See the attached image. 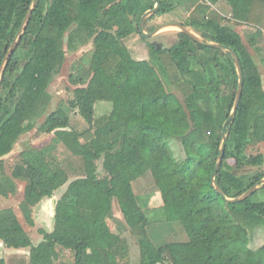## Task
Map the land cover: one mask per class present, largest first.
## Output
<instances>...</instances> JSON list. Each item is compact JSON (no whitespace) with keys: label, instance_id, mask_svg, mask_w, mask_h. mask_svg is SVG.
Here are the masks:
<instances>
[{"label":"trees","instance_id":"1","mask_svg":"<svg viewBox=\"0 0 264 264\" xmlns=\"http://www.w3.org/2000/svg\"><path fill=\"white\" fill-rule=\"evenodd\" d=\"M33 1L0 0V66ZM158 1L160 9L149 19L191 11L183 26L232 49L239 60L241 98L214 177L225 198H237L264 179L259 170L264 157L246 154L248 146L264 143V0ZM220 2L228 18L212 9ZM153 7L151 0H39L4 67L0 195L13 196V181L24 182L19 210L32 227V209L67 183L50 147L24 150L11 175L2 172V158L42 118L39 131L53 134L54 144L82 161L81 177L55 202L53 228L39 231L37 245L17 219L0 223V242L8 249H29L28 264H60L62 251L72 254V264H131L126 239L106 223L113 201L137 239L138 264H264V243L250 246L251 235L264 228V185L241 202L226 203L210 182L238 85L234 61L230 53L181 32L171 47L152 44L148 60H133L124 39L140 35V18ZM241 25L253 32L242 37L235 31ZM65 35L68 51L92 43L89 66L75 74L80 87L68 104L47 114V89L65 61ZM100 105L106 113H99ZM74 110L88 129H70ZM169 139L181 144V161L173 157ZM244 169L252 170L241 173ZM146 173L156 188L158 225H179L185 241L155 245L149 238L150 197L142 200L132 188ZM0 264H5L1 258Z\"/></svg>","mask_w":264,"mask_h":264},{"label":"rangeland","instance_id":"2","mask_svg":"<svg viewBox=\"0 0 264 264\" xmlns=\"http://www.w3.org/2000/svg\"><path fill=\"white\" fill-rule=\"evenodd\" d=\"M217 13L222 16L229 17L228 8L224 2H220L216 7H212ZM154 15V14H153ZM152 16V15H151ZM191 16V11H183L182 9L176 10L170 14L162 16H154L152 19L149 17L145 20L143 30L145 34H149L155 30V28L165 25V24H181ZM226 19V18H225ZM264 25H261L263 27ZM235 27L242 37L249 31L248 29H238ZM188 28V27H187ZM194 34H196L191 28ZM179 29L175 27H165L160 29L154 36L147 39H142L138 34H131L126 39H124V44L127 47L129 54L133 60L142 61L149 59V50L152 44L158 46V49H167L171 47L176 41V37ZM197 35V34H196ZM63 46L65 50V61L64 64L56 77L53 79L52 83L49 85L47 92L50 96V103L48 106L47 114L56 110V108L63 104L67 105L72 99L73 91L80 87L76 80L77 71L79 69H86L89 66V57L92 50V43L89 42L84 46H79L75 52L68 51L66 47V35L64 37ZM262 80L264 87V71L262 70ZM77 79V78H76ZM75 81V82H73ZM172 90L179 98L178 92L174 91L172 87H168ZM99 113H106L107 109L100 105L98 107ZM70 129L77 132H82L88 129L86 122L78 115L77 111L69 112ZM43 122V118L38 120L34 128L24 134L17 143L14 145L12 151L2 158V172L6 176H10L13 167L18 163L19 156L21 152L27 149H45L52 148L51 154L53 157L61 164L65 169L68 181L67 183L54 192L52 198L42 200L38 205L32 209V220L34 225L32 227L28 226L23 219L19 204L23 199L25 183L21 181H13L16 185V193L13 196L3 197L0 195V223L11 221L17 219L20 224L24 227L25 231L28 233L29 238L33 246L37 245L42 237L39 233L40 230L51 231L53 228V217H54V206L55 202L62 196L65 192L68 184L72 181L81 177L82 161L78 157H74L70 152L60 144L53 143V134H43L39 131V128ZM54 145V146H53ZM168 146L172 152V155L178 161L184 158V153L181 144L175 139L168 140ZM247 155L261 154L264 157V143L256 144L253 146H248L246 149ZM252 169H244L241 173H247ZM259 170L264 171V166ZM103 172L101 169L98 170V175L102 177ZM133 192L136 196H139L142 200H148L146 215L151 222L148 226L147 232L152 243L155 245H161L163 243L170 242H183L186 240L185 234L179 225L172 223L170 225L161 224L158 225L161 219V214L154 211L157 205L154 203L153 199L156 198L155 192L156 188L154 186L153 180L149 173L144 174L142 177L138 178L132 184ZM106 223L114 234L122 236L126 239L128 244V251L131 256V264H138L139 261V250L137 245L136 237L131 234L129 229L124 224L122 217L119 213V208L116 201L112 202V215L106 219ZM264 243V228L257 229L250 237V246L252 248H257ZM28 253L29 249L24 250H14L6 248L0 242V258L4 260L5 264H28ZM60 264H72V254L69 251H62L60 259Z\"/></svg>","mask_w":264,"mask_h":264},{"label":"water","instance_id":"3","mask_svg":"<svg viewBox=\"0 0 264 264\" xmlns=\"http://www.w3.org/2000/svg\"><path fill=\"white\" fill-rule=\"evenodd\" d=\"M151 1L154 2L153 9L146 11L141 16L139 24H138V29H139L140 35H141V37L143 39H147L149 37L154 36L162 28L175 27V28L179 29V31L181 33L187 35L188 37H190L192 40H194L197 43L206 44L209 47H213V48L220 49V50H223V51H226V52L230 53V55H231V57H232V59L234 61V64H235V67H236L237 76H238V85H237L236 95H235V99H234V103H233V107H232L231 113L228 116L227 120L224 122L223 127H222V134H221V142H222V144H221V147L219 149V153H218L216 164L214 166L213 172H212L211 177H210V182L213 185L215 192L226 203L241 202L242 200H244V199L248 198L249 196H251L255 191H257L260 188L261 185H264V179H262L260 181V184H257L255 186H253L250 190L246 191L244 194H242L241 196H239L237 198H234V199L225 198V196L223 195V193L221 192L219 187L214 182V177H215V175H216V173H217V171H218V169H219V167L221 165L222 159H223L227 131L229 130L230 124H231L232 120L235 117L236 110H237V107L239 105V101H240V98H241V92H242V86H243V76H242V70H241V66H240L239 60H238L235 52L232 49H230V48H228V47H226L224 45H220V44H216V43H212V42H210V43L206 42L204 39H202L198 35L194 34L190 29H188L187 27H185V26H183L181 24H165V25H162V26H159V27L155 28V30L153 32H151L149 34H145L144 30H143V26H144L145 20L148 17H150L151 15L157 13L158 10L160 9V6H161V4H160V2L158 0H151ZM38 2H39V0H34L33 1L32 6H31V10L28 12L27 16L25 17V20H24L22 28L19 30V33H18L16 39L11 44L10 49L8 50L5 58L3 59L2 64L0 66V76H1V74L3 72V70H4L5 65L7 64L8 60L10 59L13 51L15 50V48H16V46L18 44V41L20 39V35L22 34L24 28L26 27V25H27V23H28V21H29V19L31 17L32 10L35 9V7L37 6ZM155 47H158V46L155 45Z\"/></svg>","mask_w":264,"mask_h":264},{"label":"crops","instance_id":"4","mask_svg":"<svg viewBox=\"0 0 264 264\" xmlns=\"http://www.w3.org/2000/svg\"><path fill=\"white\" fill-rule=\"evenodd\" d=\"M262 25H264V21L262 22ZM238 29H248L249 31H253V29L252 28H250V27H248V26H238L237 27ZM261 30L263 31V33H264V26L263 27H261ZM238 33V32H237Z\"/></svg>","mask_w":264,"mask_h":264}]
</instances>
